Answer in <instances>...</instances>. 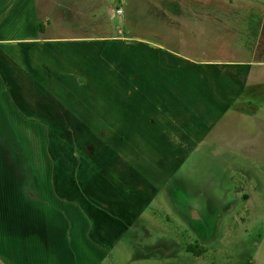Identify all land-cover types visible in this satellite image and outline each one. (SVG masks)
Here are the masks:
<instances>
[{
	"label": "rangeland",
	"instance_id": "374dc122",
	"mask_svg": "<svg viewBox=\"0 0 264 264\" xmlns=\"http://www.w3.org/2000/svg\"><path fill=\"white\" fill-rule=\"evenodd\" d=\"M34 3L47 36L87 41L118 35L181 57L226 59L250 53L256 63L250 87L220 117L207 144L180 163L155 202L119 225L108 251L89 243L86 219L55 191L52 177H45L49 189L41 191L31 169L36 166L20 156L18 136L25 131L15 132L0 109V256L10 264H264V81L252 82L264 79V0ZM18 21L7 25L15 36L25 32ZM79 45L81 50L72 53L78 60L86 51L85 42ZM19 56L12 54L14 73L22 72ZM84 65L93 83L114 88L111 78L100 74L107 68L103 60L96 57ZM31 131L42 135L46 129L27 128ZM228 148L234 156L226 153ZM192 209L198 212L195 218ZM189 244L200 245L202 254L188 251Z\"/></svg>",
	"mask_w": 264,
	"mask_h": 264
},
{
	"label": "crops",
	"instance_id": "0c3cea01",
	"mask_svg": "<svg viewBox=\"0 0 264 264\" xmlns=\"http://www.w3.org/2000/svg\"><path fill=\"white\" fill-rule=\"evenodd\" d=\"M18 19L25 32L15 36L7 25ZM38 19L34 0H0V109L15 132L24 129L17 135L20 156L36 166L41 191L52 177L55 191L86 219L89 243L108 251L119 225L155 202L180 163L207 144L250 87L256 62L250 53L181 57L118 35L57 38L38 32ZM79 42L86 43L82 58L88 59L72 54L81 50ZM14 53L21 73L12 70ZM96 57L114 88L87 74L84 64ZM29 127L46 129L47 136L27 133ZM0 264L10 263L0 256Z\"/></svg>",
	"mask_w": 264,
	"mask_h": 264
},
{
	"label": "trees",
	"instance_id": "16d2710c",
	"mask_svg": "<svg viewBox=\"0 0 264 264\" xmlns=\"http://www.w3.org/2000/svg\"><path fill=\"white\" fill-rule=\"evenodd\" d=\"M37 29H38V32H40V33L43 31V25L39 21L37 23ZM187 249H188V251H190L191 253H193L195 255H201L202 250H203V248L200 245H192V244H189L187 246Z\"/></svg>",
	"mask_w": 264,
	"mask_h": 264
}]
</instances>
